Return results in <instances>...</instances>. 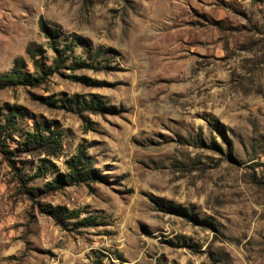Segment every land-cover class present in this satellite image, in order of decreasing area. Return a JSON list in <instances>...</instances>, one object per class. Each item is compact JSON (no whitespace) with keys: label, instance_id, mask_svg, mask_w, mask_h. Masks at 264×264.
I'll return each instance as SVG.
<instances>
[{"label":"rangeland","instance_id":"1","mask_svg":"<svg viewBox=\"0 0 264 264\" xmlns=\"http://www.w3.org/2000/svg\"><path fill=\"white\" fill-rule=\"evenodd\" d=\"M41 18L90 67L0 88V264H264V0H0V73Z\"/></svg>","mask_w":264,"mask_h":264},{"label":"trees","instance_id":"2","mask_svg":"<svg viewBox=\"0 0 264 264\" xmlns=\"http://www.w3.org/2000/svg\"><path fill=\"white\" fill-rule=\"evenodd\" d=\"M39 28L42 32L43 36L47 39V46L50 48V50L53 53V59L52 63L50 65H47L44 61H42L39 57V53H42V48L39 45H34L32 47H28L26 49V54L31 60V63L34 68V73L31 74L27 72L26 70H23L24 67V60L23 58L19 57L14 60V64L10 72L8 73H0V88L6 87V86H16V85H23V86H36L40 82H42L43 79H45L48 76H51L52 74L56 73L58 69L68 67L69 69H80L85 67H90L89 64L85 60L80 59H73V51L74 47L78 44V40L72 39L71 41H67L66 37H63L62 44L58 42L59 34L56 30L49 28L46 23L41 18L39 20ZM40 51V52H39ZM100 48H98L94 53L93 56L97 57V54H99ZM87 59L90 57L89 55L86 56ZM69 60V64L65 65V61ZM77 81L83 83V77L79 76L76 77ZM99 99L95 98L92 99L87 106L89 107V111L93 113H101L103 112L105 106L103 105V102H99ZM70 102L74 105H78L80 102L78 101V96L73 95L70 98ZM83 102V101H82ZM70 103V104H71ZM12 114V113H10ZM12 116H14L12 114ZM10 116L7 115L6 117V123L3 126L5 128L9 121ZM43 127V128H42ZM2 128V127H1ZM41 130L43 129H49L46 125H40ZM49 131V130H48ZM0 130V134H1ZM51 134V133H50ZM43 135L40 131H35L33 133H29L27 135H30V140H25L24 147H28L26 145L33 146L34 144H41L45 148L51 149L50 151H53L52 149L54 146H52L53 143L55 148H59L58 140H52L51 135ZM8 153V152H7ZM91 160L90 157L87 156V154L82 150L81 148H78L77 151L72 154L69 158H67L64 161L65 167L67 169V177L69 181L77 180V181H86L88 179H94V175H96V170L91 166ZM60 178V177H59ZM55 179L54 183L58 185H52L51 183H47L48 186H51L52 188H58L60 186V182L64 180V177L61 179ZM22 182H24V178H19ZM60 207H54L51 211H48V213H51L53 216L58 217L61 213ZM72 215V214H71ZM80 225L87 227L91 225V220L88 217L82 218L80 220Z\"/></svg>","mask_w":264,"mask_h":264}]
</instances>
